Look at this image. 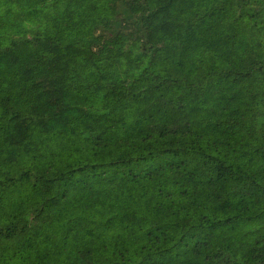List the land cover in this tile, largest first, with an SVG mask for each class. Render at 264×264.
I'll return each instance as SVG.
<instances>
[{
    "label": "trees",
    "instance_id": "1",
    "mask_svg": "<svg viewBox=\"0 0 264 264\" xmlns=\"http://www.w3.org/2000/svg\"><path fill=\"white\" fill-rule=\"evenodd\" d=\"M0 264H264V0H0Z\"/></svg>",
    "mask_w": 264,
    "mask_h": 264
}]
</instances>
